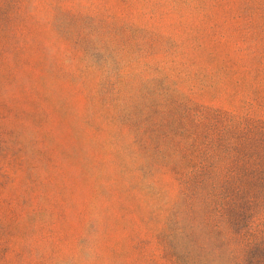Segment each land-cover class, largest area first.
I'll return each mask as SVG.
<instances>
[{"label":"rangeland","instance_id":"obj_1","mask_svg":"<svg viewBox=\"0 0 264 264\" xmlns=\"http://www.w3.org/2000/svg\"><path fill=\"white\" fill-rule=\"evenodd\" d=\"M0 264H264V0H0Z\"/></svg>","mask_w":264,"mask_h":264}]
</instances>
